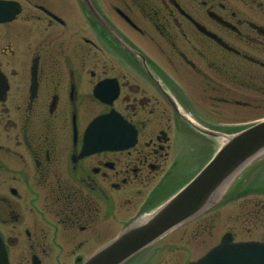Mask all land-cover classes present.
Returning a JSON list of instances; mask_svg holds the SVG:
<instances>
[{
	"label": "flooded vegetation",
	"instance_id": "obj_1",
	"mask_svg": "<svg viewBox=\"0 0 264 264\" xmlns=\"http://www.w3.org/2000/svg\"><path fill=\"white\" fill-rule=\"evenodd\" d=\"M19 1L23 27L0 23V237L10 264H81L141 208L183 113L234 125L264 108V0ZM112 111L136 143L84 153ZM198 226L188 242L216 238ZM162 241L131 264H183Z\"/></svg>",
	"mask_w": 264,
	"mask_h": 264
},
{
	"label": "water",
	"instance_id": "obj_2",
	"mask_svg": "<svg viewBox=\"0 0 264 264\" xmlns=\"http://www.w3.org/2000/svg\"><path fill=\"white\" fill-rule=\"evenodd\" d=\"M108 142L100 141L105 145ZM262 149L264 121L229 136L213 160L188 185L152 214H142L133 220L116 239L98 250L85 264H123L145 246L190 219L199 207L206 205V200L214 197L230 175L243 168ZM217 249L219 252L222 250ZM217 255L218 251L196 264H212L211 261L216 259L218 264H228V260H219ZM246 257L248 253L235 264H264V243L251 244V260ZM0 264H8L6 252L1 247Z\"/></svg>",
	"mask_w": 264,
	"mask_h": 264
},
{
	"label": "rangeland",
	"instance_id": "obj_3",
	"mask_svg": "<svg viewBox=\"0 0 264 264\" xmlns=\"http://www.w3.org/2000/svg\"><path fill=\"white\" fill-rule=\"evenodd\" d=\"M17 23L23 24V19H19ZM240 109L242 110V108ZM241 110L239 113L235 115L234 118L231 119V117H229L226 120L231 119L232 121L235 122L236 121L243 122L247 120H253L257 117H261L262 115H264V108L256 109L254 111H251V113H247V114H242ZM177 144H178L177 148L175 152H173L172 154L173 156H171L167 165V168L170 167L173 161L175 163L174 168L167 175V178L165 179L166 184L163 188V191L159 194L158 198L160 197L165 198L167 195L178 189L182 184H184L187 180H189L206 163L212 152L211 146L202 145L200 147L198 146L199 142L194 143L193 146L190 142L179 139ZM262 170H264V160L261 163L260 170L258 172H261ZM164 173L165 171L160 172L156 177V179L154 180L155 181L154 183L158 182L161 179V177H163ZM256 177L257 175H254V179ZM154 183L151 184L150 187L145 189L146 194L144 193L143 197H146V195L150 192V190L153 188ZM220 209L221 210L218 212L217 215L222 216L221 220L219 221L221 226H219L218 228L216 226L215 229L216 236L217 235L220 236L228 225H233L232 228H234L237 231L238 233L237 235L239 239H248V238L258 239L264 236V195L254 194L251 195V197L239 199L229 204H226ZM216 217L220 218L219 216ZM193 229H195L194 224H188L187 226L182 227L180 230L171 233V235L168 236L164 241H162V243L171 242L173 239H176L178 242H180L183 245H185V243L188 244V238H191ZM183 231H185L183 237L184 239L180 240L179 233L182 234ZM199 240L200 239L198 238L197 241L192 242L189 245V247H193L190 249L191 252L183 251L182 249V253L180 257H182V259L190 255H191L190 258L197 257L198 254H200L199 251H201V248L203 246L205 247L206 245L204 243L199 244ZM16 255L15 254L13 255L14 264H18L19 261L18 258L19 254ZM174 256L175 255H173V250H160L157 254L156 259L160 257V259L164 258L165 260L171 261V260H175Z\"/></svg>",
	"mask_w": 264,
	"mask_h": 264
}]
</instances>
